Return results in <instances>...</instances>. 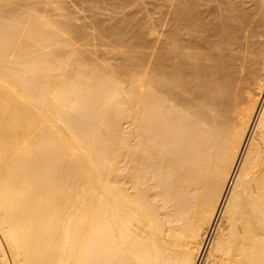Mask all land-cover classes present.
Instances as JSON below:
<instances>
[{"label": "bare ground", "instance_id": "1", "mask_svg": "<svg viewBox=\"0 0 264 264\" xmlns=\"http://www.w3.org/2000/svg\"><path fill=\"white\" fill-rule=\"evenodd\" d=\"M171 1L0 0V264H264V0Z\"/></svg>", "mask_w": 264, "mask_h": 264}, {"label": "rangeland", "instance_id": "2", "mask_svg": "<svg viewBox=\"0 0 264 264\" xmlns=\"http://www.w3.org/2000/svg\"><path fill=\"white\" fill-rule=\"evenodd\" d=\"M65 1L67 2V5H68V12L71 15H74L75 17L74 21H75V24H77L76 26L89 27L87 29L90 31L92 27L96 26V23L107 25L108 23H112L113 21L114 22L118 21L119 23L124 24L125 28L128 26V30L129 29L135 30V28L136 30H140L144 27L143 29L146 32H149L150 30L152 31V29H154V32L152 31L153 32L152 34L151 32H149L147 36L148 47H144L142 49L141 48L128 49L134 52L139 51L138 53H140L141 51V52H146L149 54L150 53L154 54L160 46L159 34L157 33V29H156L159 24L160 16L162 14L165 16L169 15L167 16L169 18L173 10V4L171 0H168V1H165V0L163 1L162 0H132V2L131 0H117L118 5L115 7L112 4L113 0H65ZM120 1L122 5L119 4ZM49 11L51 12V9ZM52 14H55V12L52 11ZM140 21L144 23L146 26L138 24L140 23ZM129 35H130V32L128 36ZM99 47L98 48L100 49V51L99 53H96V57L98 55H101V53L106 48L104 47L103 49V46H99ZM87 48H92V47L90 46ZM106 49L110 50L112 48L108 47ZM92 54L95 56L94 53Z\"/></svg>", "mask_w": 264, "mask_h": 264}]
</instances>
